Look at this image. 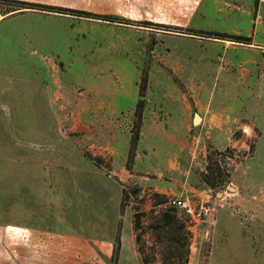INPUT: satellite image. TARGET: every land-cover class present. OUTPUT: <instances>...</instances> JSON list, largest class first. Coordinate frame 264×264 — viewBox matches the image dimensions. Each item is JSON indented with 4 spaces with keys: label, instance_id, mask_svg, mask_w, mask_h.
Segmentation results:
<instances>
[{
    "label": "rangeland",
    "instance_id": "obj_1",
    "mask_svg": "<svg viewBox=\"0 0 264 264\" xmlns=\"http://www.w3.org/2000/svg\"><path fill=\"white\" fill-rule=\"evenodd\" d=\"M17 1L114 18L11 11L0 0V226H39L41 221L49 233L87 248L76 257L79 264H110L117 246H123L119 264H163L167 254L160 221L176 198L183 201L175 211L190 239L188 264H207L211 238L201 231L207 230L211 210L264 208V1ZM210 32L249 41L210 38ZM41 59L57 67L76 94L90 92L85 84L94 69L95 77L114 82L145 84L146 78L144 95L151 85L155 96H187L193 103L214 97L212 110H224L238 122L219 137L210 124L204 127L196 119L189 133L190 162L182 159L181 191H154L173 188L169 176L125 183L108 161L95 168L82 160L80 152H89V143L82 144L71 130L76 123L71 89L63 88V103L53 106L39 78L24 74L23 67ZM191 113V122L195 113L211 116L198 107ZM49 126L53 132L63 126L62 136L58 132L56 137L63 159L54 157V134L40 139ZM209 164L217 173L208 171ZM157 194L168 203L157 205ZM134 244L142 251L139 260Z\"/></svg>",
    "mask_w": 264,
    "mask_h": 264
},
{
    "label": "crops",
    "instance_id": "obj_2",
    "mask_svg": "<svg viewBox=\"0 0 264 264\" xmlns=\"http://www.w3.org/2000/svg\"><path fill=\"white\" fill-rule=\"evenodd\" d=\"M23 69L30 78L33 73L35 78H39L40 88L53 106L63 103V88L71 89V101L76 105L72 112L76 123L71 130L81 137L79 141L82 144L89 143V152H80L83 161L95 168H103L98 162L108 161L113 172L125 183L136 180L147 183L154 177L161 181L169 176L173 188L155 187L154 191L161 194L181 191L179 186L182 182L178 179L184 169L182 159L189 161L190 152H193L189 137L193 126L203 124L207 127L210 124L221 137L238 122V118L230 117L224 110L219 113L212 110L214 97L210 101L195 99L193 103L187 96L163 92V95L155 96L152 95L151 85L147 94L141 97L140 83L114 82L104 76L97 78L94 69L85 84L90 92L76 94L62 78L63 73L60 75L58 68L48 65L45 60L30 62ZM140 100L144 101L145 107L137 115ZM193 107L209 111L211 116L195 113L191 122ZM55 112L56 121H60L62 115L56 107ZM196 116L200 117L198 124L194 122ZM137 120L140 121V135L133 160L129 161L132 130ZM210 120L214 122L210 123ZM49 128L46 137L36 136L44 141L54 134L53 142L57 148L54 157L63 159V152L58 150L60 139H56L58 132L62 136L63 126L55 132L51 130L53 127ZM210 213L204 225L207 230L201 231L203 237L207 234L211 238L207 264H264V208H219ZM66 238L58 233H49L48 228L42 227L41 221L39 226H0V264H79L76 257H80L79 253L86 252L87 248ZM134 248V255L139 260L135 244Z\"/></svg>",
    "mask_w": 264,
    "mask_h": 264
},
{
    "label": "trees",
    "instance_id": "obj_3",
    "mask_svg": "<svg viewBox=\"0 0 264 264\" xmlns=\"http://www.w3.org/2000/svg\"><path fill=\"white\" fill-rule=\"evenodd\" d=\"M1 2L10 4L12 6L11 11L20 10V9H40V10H46V11H51V12H57V13H66V14L78 15L82 17H90L94 19H102L106 21H111V19L114 18L111 15H100V14H95V13L85 12V11H80V10H69V9H64L61 7H52V6L25 2V1L1 0ZM208 34L210 35V38H217L221 40H231V41L242 42V43H244L245 41L246 42L249 41L247 37H240V36H235V35H227V34L214 33V32H210ZM143 82L145 84L143 83L140 84L141 97H144L142 90L146 88V85H147L146 78H143ZM143 105H144V101L140 100L137 108L140 110ZM137 115H139V112H137ZM139 123L136 125L137 129L133 131L129 161L133 160L135 148L139 140L140 128H141ZM89 158L92 160H96V159H93L92 157H89ZM211 165L209 164L208 171L211 173H217L219 169L214 170V168ZM205 182L209 186H213L212 180L209 177H206ZM157 198L161 199L157 203V205L168 203L167 197L165 195L157 194ZM138 228H139L138 223L136 222L135 231H137ZM159 230H160V236L162 239V243L166 244L165 253L167 254V256L164 258L163 264H188L190 239L187 236L188 233H186L185 231L186 225L177 216V213L174 207L170 208L167 212L163 214L162 220L160 221ZM140 240H141L140 236L136 235V245L140 243ZM120 248H121L120 246L119 247L117 246V248H115L110 264H119ZM137 249H138L139 254L142 253L141 248L137 246Z\"/></svg>",
    "mask_w": 264,
    "mask_h": 264
},
{
    "label": "built area",
    "instance_id": "obj_4",
    "mask_svg": "<svg viewBox=\"0 0 264 264\" xmlns=\"http://www.w3.org/2000/svg\"><path fill=\"white\" fill-rule=\"evenodd\" d=\"M169 205L174 207V208H180L183 206V201L180 200V199H172L170 202H169Z\"/></svg>",
    "mask_w": 264,
    "mask_h": 264
},
{
    "label": "water",
    "instance_id": "obj_5",
    "mask_svg": "<svg viewBox=\"0 0 264 264\" xmlns=\"http://www.w3.org/2000/svg\"><path fill=\"white\" fill-rule=\"evenodd\" d=\"M196 119H198V121H199L200 117H199V116H196ZM196 119H195V121H194L195 123H197ZM229 189H233V190H234V188L231 187V186H229Z\"/></svg>",
    "mask_w": 264,
    "mask_h": 264
},
{
    "label": "bare ground",
    "instance_id": "obj_6",
    "mask_svg": "<svg viewBox=\"0 0 264 264\" xmlns=\"http://www.w3.org/2000/svg\"><path fill=\"white\" fill-rule=\"evenodd\" d=\"M230 190H233V189H230Z\"/></svg>",
    "mask_w": 264,
    "mask_h": 264
}]
</instances>
